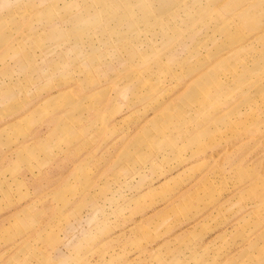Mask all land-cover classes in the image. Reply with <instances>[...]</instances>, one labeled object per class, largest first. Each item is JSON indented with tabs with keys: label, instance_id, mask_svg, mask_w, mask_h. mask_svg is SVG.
<instances>
[{
	"label": "rangeland",
	"instance_id": "1",
	"mask_svg": "<svg viewBox=\"0 0 264 264\" xmlns=\"http://www.w3.org/2000/svg\"><path fill=\"white\" fill-rule=\"evenodd\" d=\"M0 264H264V0H0Z\"/></svg>",
	"mask_w": 264,
	"mask_h": 264
}]
</instances>
